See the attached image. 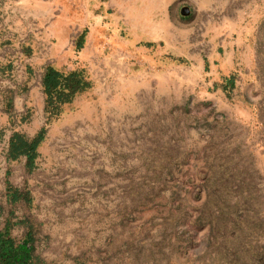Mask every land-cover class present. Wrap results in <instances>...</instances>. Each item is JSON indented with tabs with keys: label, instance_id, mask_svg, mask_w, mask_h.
I'll use <instances>...</instances> for the list:
<instances>
[{
	"label": "rangeland",
	"instance_id": "rangeland-1",
	"mask_svg": "<svg viewBox=\"0 0 264 264\" xmlns=\"http://www.w3.org/2000/svg\"><path fill=\"white\" fill-rule=\"evenodd\" d=\"M160 4L0 0V264H264V0Z\"/></svg>",
	"mask_w": 264,
	"mask_h": 264
},
{
	"label": "trees",
	"instance_id": "trees-1",
	"mask_svg": "<svg viewBox=\"0 0 264 264\" xmlns=\"http://www.w3.org/2000/svg\"><path fill=\"white\" fill-rule=\"evenodd\" d=\"M73 76V75H71ZM63 75L52 68H47L43 79V88L47 97V113L55 114L61 110V104L69 103L74 96L82 90V88L73 81L70 84V79L62 81ZM20 248L27 253L28 242H23Z\"/></svg>",
	"mask_w": 264,
	"mask_h": 264
},
{
	"label": "crops",
	"instance_id": "crops-1",
	"mask_svg": "<svg viewBox=\"0 0 264 264\" xmlns=\"http://www.w3.org/2000/svg\"><path fill=\"white\" fill-rule=\"evenodd\" d=\"M127 1V0H126ZM149 4H155L156 5V2L155 3H149ZM166 6L165 4V0H161V4H160V7H159V10L161 11H165L164 10V7Z\"/></svg>",
	"mask_w": 264,
	"mask_h": 264
}]
</instances>
